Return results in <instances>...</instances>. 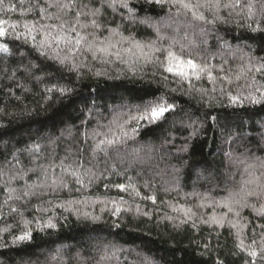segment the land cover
Returning a JSON list of instances; mask_svg holds the SVG:
<instances>
[{"label": "trees", "instance_id": "obj_1", "mask_svg": "<svg viewBox=\"0 0 264 264\" xmlns=\"http://www.w3.org/2000/svg\"><path fill=\"white\" fill-rule=\"evenodd\" d=\"M37 2L43 3V0H23V3L5 0L0 7V19L7 21L5 28L15 23L18 30L24 32L25 23L36 26L32 33L34 41L24 36L16 41L23 58L0 52V167H7L6 162L19 161L25 170L35 168V157L27 146L39 140L45 148L39 158L41 165L53 161L59 165L66 156L70 162L79 149L87 166L95 165L103 176L79 192L75 190L77 186L72 185V191L63 190L58 198L46 192L43 197L21 200L13 206H19L22 216L3 209L0 264H80L77 253L88 264H96L100 255L97 249L102 251L103 245L114 246L108 250L110 258L106 264H141L143 258L153 264H215L217 260H224L225 264H244L246 253L232 254L235 240L229 235L227 225L215 229L202 226V230L190 226L176 228L163 217H177L176 223L182 217V213L174 212L169 204L191 208L198 214L226 211L213 208L212 201H221L229 192L239 193L264 182V167H261L264 100L252 104L245 99L249 92L258 97L264 93V69L256 71L264 62V32H253L247 26L256 27L264 19L260 11L264 0H242L241 7L217 9L203 6L204 0H184V3L200 5L191 9L184 8L178 0H161L160 3L113 0L114 7L107 6L110 0H82L87 9L81 7V11L100 9L95 18L101 27L94 29L89 16L82 18V23H87L88 27H77V31L85 36L95 32L98 44L110 42L115 47L109 49L107 55L97 53L93 59L84 47L73 45L69 51V45L61 42L57 48L59 55L69 57L63 64L54 59L51 49L39 48V41L43 39L40 24H58L59 21H41L35 10H26ZM230 2L221 0V4ZM249 3L253 6L250 18ZM10 4L16 6L15 10L5 11ZM200 14L204 15L203 20L197 18ZM64 19L67 21L65 29L74 23L71 15ZM261 28L264 29V25ZM6 39L9 37H0V45ZM133 42L145 46L151 62L145 61L133 48ZM53 47H57L55 42ZM41 51L46 54L40 55ZM167 51H173L184 60L192 58L198 64H206L213 79L209 80L207 74L202 73L200 80H184L175 72H165L159 65L165 61ZM116 52L119 56L114 54ZM73 64L80 67L73 69ZM37 68L43 70L37 71ZM96 72L102 75L97 76ZM54 84L73 91L63 98L45 93V88ZM190 85L205 89L207 95L202 98ZM228 93L239 96L243 102H230ZM48 96L52 98H46ZM154 96H162L175 104L171 115L159 127L144 121L137 125L130 119L138 115L135 105L141 98L151 100ZM117 118L120 123L128 121L125 128L133 139L119 145V154L112 152L105 157L103 153H94L95 142L85 138V131L95 128L105 132ZM133 128L137 129L135 133ZM40 135L52 139L40 140ZM229 153L231 156L226 155ZM176 169H180L178 182H174ZM54 171L58 173L59 167ZM37 175L27 172L23 180L14 181L12 186L20 188L25 183H35ZM117 182L135 185L142 195L156 194L166 203L158 202L154 206L136 197L135 204L150 212L148 217H138L129 193H120L111 187ZM105 184L109 185L108 189L104 188ZM120 195L128 201L123 207L133 204V213L119 217V228L110 227L116 219L109 215L112 206L105 207L101 201L118 200ZM4 198L5 193H0V202ZM86 198L88 204H81V211L101 216L100 227L52 206L58 201ZM255 202V199L249 200V203ZM40 208L48 211H38ZM240 213L247 224L244 243L249 244L253 235L259 240V226L264 224V219L250 208H241ZM42 218H52L57 228L39 231L35 221ZM24 221H33L32 228L36 230L31 248L13 243V236L20 234ZM205 243L211 246L208 251L204 250ZM57 249H60L59 254Z\"/></svg>", "mask_w": 264, "mask_h": 264}, {"label": "snow or ice", "instance_id": "obj_2", "mask_svg": "<svg viewBox=\"0 0 264 264\" xmlns=\"http://www.w3.org/2000/svg\"><path fill=\"white\" fill-rule=\"evenodd\" d=\"M5 0H0V7H3ZM23 3V0H21ZM157 3H160L161 0H156ZM178 2L184 8H193L200 7V5H191L189 3H184V0H178ZM108 7H114L113 0L107 4ZM205 7L217 9L221 6L225 8H234L241 7L242 0H231L230 3L221 4V0H204ZM15 5H8L5 11H14ZM83 7L87 9V5H83L82 0L81 3L78 4L77 0H43V3H32L26 9L29 12L36 11L40 20H50V21H59V23H51V24H40V30L43 33V39L39 41L40 49H51L54 53V59H57L61 64L69 59L68 56L61 57L57 48L61 42L69 45V51L72 50V46L74 45L76 48L84 47L86 52H90L92 54V58L95 59L97 53L107 55L109 49L114 48L115 45L110 42H105L103 44L97 43L96 33L92 32L87 36L81 35L79 31H77V27L81 29H86L88 27L87 23H82V18L87 19L89 16L92 17L90 20L91 26L95 28L101 27V24L95 18L100 9L95 8L91 10L81 11L80 8ZM124 7H127V4H124ZM50 9H55L54 12L50 11ZM69 9L73 10L69 13ZM260 11L262 15H264V3L261 4ZM247 13L249 18L253 14V6L252 4H247ZM71 15L74 23L70 24L67 29H65V24L67 21L64 17ZM198 19L203 20L205 17L203 14H200ZM7 21L0 19V37H9L6 39L2 45H0V52L5 54H13L20 55L23 58V53L20 52L19 46H16V41H19L21 36L31 38L33 41L35 37L32 33L36 30L35 24L25 23L23 25L25 31L20 32L19 26L15 23L10 24L8 28H5L4 25ZM261 25H264V19H262L256 27H253L252 24H248L247 26L253 31H262L264 29L261 28ZM55 30V31H53ZM114 31V30H113ZM70 33H74V37L70 35ZM123 39H128L124 37ZM53 42H55L57 47H53ZM86 46V47H85ZM152 48L151 45L148 46ZM133 48L140 52L145 61L151 62L150 53H146L144 51L145 46L139 42H133ZM155 51H159V49H155ZM44 51L40 52V55H45ZM119 56V53H114ZM124 62V61H122ZM73 69H77L80 65L73 64ZM160 68L167 73H176L178 76L183 78L184 80H190V78H195L196 80L201 79V74L206 73L209 80L213 79V74L210 70H208V66L206 64L201 65L198 64L194 59L188 58L184 60L180 55H177L173 51H167L165 61L161 62L159 65ZM31 66H29V70ZM264 69V62L261 63L259 67L256 68L257 72H260ZM37 71H42V68H37ZM133 68H130V71H133ZM97 76L102 75L100 72L95 73ZM192 91H198L201 93L202 98L204 95H207L206 90L196 89L194 85H190ZM72 89L66 86H58V84H54L52 87H46L45 93H50L53 96H59L63 98L65 95H71ZM259 91V89H257ZM228 100L232 103L237 101L243 102L239 96L232 95L231 93L227 94ZM51 99V96L46 97ZM245 99L250 100L252 104L260 103L264 100V93L258 97L251 92H249L248 96ZM85 107H88L87 101H84ZM175 108V104L171 102H167L164 97H153L151 100H146L141 98V102L135 105V110L138 115L130 117L133 121L139 125L141 121L147 122L153 127H159L160 123L166 122L168 120L169 115H171L172 110ZM88 123H91L89 121ZM128 123L125 120L123 123L119 122V118L114 119L110 122L107 127V131L100 132L93 128L90 132L85 131V138H90L95 143L92 146V151L94 153H103L105 157L109 156L110 153L115 152L119 154L121 149L119 145L125 144L127 140L133 139V137L129 136L128 131L125 128V125ZM40 129H37V132L40 133ZM137 131L136 128L132 129V132L135 133ZM193 132H196L195 127L193 126ZM103 136L101 139L100 137ZM112 137V138H109ZM31 138V137H30ZM264 138V135H262ZM40 140H48L51 141V136H43L40 135ZM27 149L32 155L35 157L33 161L36 164L35 168H29L27 170L24 169L23 165L20 164L19 161L15 163H8L7 167H0V182L3 183V186L0 187V193H5V198L3 202H0V215L3 214V209L7 208L9 213L16 214L19 213L21 216L23 213L20 212L18 205L21 200H24L29 197H43L47 192L51 194L54 198H58V193L63 190L72 191V185H76V191L79 192L84 189L86 186L90 187L92 184L103 176V173H98L96 171V166L88 167L86 161L81 159L80 150L77 149L78 155L76 158L72 159L70 162L68 157L66 156L64 159L60 161V164L57 165L55 162H49L47 164L41 165L39 163L40 154L45 151L44 146L37 140L34 143H31L27 146ZM87 151V149H84ZM14 155V154H13ZM231 156V154H226ZM17 165H20L19 167ZM59 167L60 171L57 173L54 171ZM194 168L195 165H192ZM261 167H264V161H261ZM27 172H33L37 175V182L32 184L25 183L22 187L16 188L13 187L12 184L14 181L23 180L24 176L27 175ZM179 172L180 169H176V176L174 177V182L179 181ZM199 175V174H198ZM30 178V177H29ZM248 183H252L249 181ZM148 186V185H146ZM111 187L119 190L120 193L128 192L130 197L133 200L134 212L138 217H148L150 212L147 208L141 210L139 204H135V198L140 197L141 200L146 202H151L154 206L159 203H166L164 201H160L159 196L156 194H143L140 190L136 188L135 185H126L124 183H115L111 185ZM105 189L109 188L108 184L104 185ZM255 199V203H249V200ZM47 203L52 204V201H47ZM107 207V205L111 204V209L109 210L110 217L116 218L114 222L109 225L110 227L119 228L121 226L119 217L128 213L131 215L133 213V204H129L128 207H123V205L128 204V201L125 200L123 195L119 196V199L108 198L101 201ZM88 204V199L81 200H64L58 201L52 206L57 209H64L70 213V215H75L78 218L82 217L85 221H90L92 224L96 225V227H100V222L102 217L99 215H95L89 211H81L80 205ZM174 212L178 211L182 213V217L179 218V222L176 223L177 217L174 216H165L163 219L173 222L176 228H180L183 226L184 228H188L189 226L192 229L201 228L202 226H206L210 229L222 228L227 225L229 229V235L234 237V249L233 255L238 253H246L247 258L244 260V264H264V224L260 225V233L259 240H257L256 236L250 240L249 244L244 243L245 233L244 228L247 227L246 222L241 216L240 209L241 208H250L254 211L261 219H264V182L257 183L255 188L249 190H242L239 193L229 192L226 197L221 201H212L213 208H221L226 211H221L219 213L213 211L211 213H201L198 214L197 211H194L191 208L178 206L176 204L168 205ZM200 207H204V205H200ZM38 211L47 212V208H40ZM105 208L101 209V212H104ZM33 221H24L25 226L21 228L19 235L13 236L14 244H24L28 248L32 247V242L36 239V230L32 228ZM37 224V229L39 231H50L57 228V222H54L52 218L48 219H40L39 221H35ZM253 232L255 230L253 229ZM211 234V233H210ZM113 248L112 245H103L102 251L100 248L97 251L100 252L99 259L96 261V264H106L109 260V248ZM210 244H204V250L208 251L210 248ZM60 249H57V253L59 254ZM115 254V251L111 253ZM77 257L80 261V264H88L87 261L84 260L79 253H77ZM141 264H153V261L148 258H143L141 260ZM215 264H225L224 260H217Z\"/></svg>", "mask_w": 264, "mask_h": 264}]
</instances>
